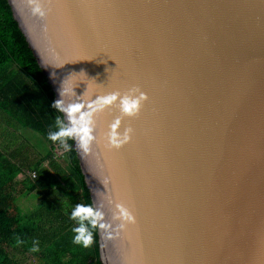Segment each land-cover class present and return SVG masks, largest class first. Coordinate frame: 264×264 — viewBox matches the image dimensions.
Instances as JSON below:
<instances>
[{"label": "water", "instance_id": "95a60500", "mask_svg": "<svg viewBox=\"0 0 264 264\" xmlns=\"http://www.w3.org/2000/svg\"><path fill=\"white\" fill-rule=\"evenodd\" d=\"M7 1L67 128L91 121L102 264H264V0ZM133 89L138 115L102 105Z\"/></svg>", "mask_w": 264, "mask_h": 264}, {"label": "trees", "instance_id": "16d2710c", "mask_svg": "<svg viewBox=\"0 0 264 264\" xmlns=\"http://www.w3.org/2000/svg\"><path fill=\"white\" fill-rule=\"evenodd\" d=\"M55 102L8 1L0 0V117L14 131L7 134L31 130L49 143L44 156L25 144L8 152L0 146V264H102L98 225L84 222L93 234L90 246L74 243L80 222L72 212L77 204L92 202L72 136L49 139L50 133L68 129ZM21 175L24 181L16 184ZM33 192L41 203L25 213L17 201ZM31 255L38 263H31Z\"/></svg>", "mask_w": 264, "mask_h": 264}, {"label": "clouds", "instance_id": "9594fccd", "mask_svg": "<svg viewBox=\"0 0 264 264\" xmlns=\"http://www.w3.org/2000/svg\"><path fill=\"white\" fill-rule=\"evenodd\" d=\"M34 12L38 13L40 16L44 15L43 11L38 6L34 9ZM131 91L132 93H139V95L125 94L123 97H121L119 92L112 93L109 96L103 98L102 105H110L119 98V107L121 111L129 116H136L139 113L142 102L147 100V96L143 92H140L139 89H133ZM59 105L60 101H57L53 104V107L57 109ZM75 110V108L72 109V111ZM79 121L83 122L79 128L72 127L69 129H61L56 133H50L49 139L55 142L57 140H61L65 136H70L73 133H82L80 136V146L87 150L88 143L92 140V136L90 135L91 129L88 127V124L91 121H85L83 114L79 117ZM118 125L119 121L117 120L113 125V128L118 127ZM130 131L131 129H126L122 139L118 133L113 132L111 134V143L116 147H120L122 143H125L130 139L128 135ZM117 208L119 209V215L114 218H119L128 222H134L133 215L126 208L121 205H117ZM72 218H78L80 222V226L74 229V232L77 233L74 238V243L83 244L84 247H88L93 243V234L89 231L88 226L84 223L85 221H87L88 225H90L92 228H96L97 225L100 229H106L110 227V225L102 222L104 221V215L101 209L99 207L93 208L91 205L86 206L84 204H77L75 210L72 212ZM120 226L124 227L123 224ZM33 251H36V249H33Z\"/></svg>", "mask_w": 264, "mask_h": 264}, {"label": "crops", "instance_id": "0c3cea01", "mask_svg": "<svg viewBox=\"0 0 264 264\" xmlns=\"http://www.w3.org/2000/svg\"><path fill=\"white\" fill-rule=\"evenodd\" d=\"M13 131V130H12ZM14 132V131H13ZM11 132V133H13ZM33 132L31 130H24L21 132H16L12 135H9L7 133H5L6 135L4 136H0V146L2 147L3 145H5V151H11L12 148L19 146L20 144H25L28 146L33 147V149L36 151L37 154L40 155H46L48 150H49V143L48 141H46L45 138H43L41 135L36 136L33 135ZM28 134L31 135V137L33 138L32 140L28 138ZM37 134V133H36ZM27 136V137H25ZM34 140V141H33ZM25 179V176L21 175L16 179V184H19L21 182H23ZM30 194H35L37 195L35 192L30 193ZM38 196V195H37ZM28 198V196H26ZM29 199V198H28ZM39 202L36 205H29L27 207H25V205L21 204V202H19L20 200L17 201V204L21 207V209L25 212V213H30L32 211H34L35 208L38 207V205L41 203L40 198H38ZM32 260L31 263H38L36 258L31 255Z\"/></svg>", "mask_w": 264, "mask_h": 264}, {"label": "rangeland", "instance_id": "374dc122", "mask_svg": "<svg viewBox=\"0 0 264 264\" xmlns=\"http://www.w3.org/2000/svg\"><path fill=\"white\" fill-rule=\"evenodd\" d=\"M7 130L12 131L13 129L9 125H5V121L3 120L2 117H0V132H2V135L1 136L6 135L5 133H7ZM30 133H32L33 135L39 136L35 132H30ZM27 136H28L29 139H31V140L33 139L30 134H28ZM27 136H25V137H27ZM57 153H58V155L62 156L63 151H58L57 150ZM57 194H58V192L56 193V195ZM26 196H28L29 199ZM38 198L39 197L37 195H35V194H27V195L23 196L22 198H20L19 199L20 200L19 202H21V204H23V205H25V207H27L29 205L31 206V205L38 204V202H39ZM30 260H32V257L31 256H30Z\"/></svg>", "mask_w": 264, "mask_h": 264}, {"label": "built area", "instance_id": "2783aa9c", "mask_svg": "<svg viewBox=\"0 0 264 264\" xmlns=\"http://www.w3.org/2000/svg\"><path fill=\"white\" fill-rule=\"evenodd\" d=\"M56 152H57V150H56ZM57 155H58V153H57ZM59 156V155H58ZM31 177L34 179V178H36V173H33L32 175H31Z\"/></svg>", "mask_w": 264, "mask_h": 264}]
</instances>
